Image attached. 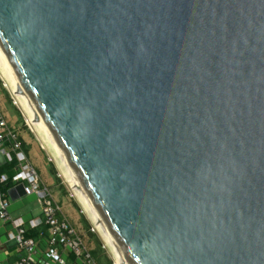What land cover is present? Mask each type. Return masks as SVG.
<instances>
[{"label":"water","instance_id":"1","mask_svg":"<svg viewBox=\"0 0 264 264\" xmlns=\"http://www.w3.org/2000/svg\"><path fill=\"white\" fill-rule=\"evenodd\" d=\"M0 52L127 264H264V0H0Z\"/></svg>","mask_w":264,"mask_h":264},{"label":"built area","instance_id":"2","mask_svg":"<svg viewBox=\"0 0 264 264\" xmlns=\"http://www.w3.org/2000/svg\"><path fill=\"white\" fill-rule=\"evenodd\" d=\"M0 153L6 161L16 162L15 173L0 174V223L9 226L8 240L15 245L11 264H97L81 232L61 211L50 187L45 185L36 166L23 149L19 133L9 125L0 106ZM10 182V186L4 187ZM22 187L25 195H34L41 217L28 226L10 212L11 198ZM45 229V232H43ZM39 230V237L28 236ZM39 238H45V246Z\"/></svg>","mask_w":264,"mask_h":264},{"label":"rangeland","instance_id":"3","mask_svg":"<svg viewBox=\"0 0 264 264\" xmlns=\"http://www.w3.org/2000/svg\"><path fill=\"white\" fill-rule=\"evenodd\" d=\"M0 106L4 113H10L9 121L15 125V130L23 132L27 138L25 141L28 146L30 161L36 166L42 180L50 186L47 179H53L58 189L59 195L63 196L62 204H69L72 208V215L77 218L74 222L76 228L84 236V240L89 247H95V241L99 240L101 244L102 261L104 264H115L114 258L104 242L101 235L96 230L94 224L85 212L82 204L74 194L73 189L67 182L63 169L58 164L53 152L44 143L43 136L31 125L28 115L22 105L19 103L11 87L0 72ZM8 119V118H7ZM54 185V184H53ZM52 187V186H51ZM54 187V186H53ZM90 231L93 236L88 235Z\"/></svg>","mask_w":264,"mask_h":264},{"label":"bare ground","instance_id":"4","mask_svg":"<svg viewBox=\"0 0 264 264\" xmlns=\"http://www.w3.org/2000/svg\"><path fill=\"white\" fill-rule=\"evenodd\" d=\"M0 72L6 79L7 83L12 89V92L14 93L15 97L19 101V103L22 105L24 110L26 111L29 121L31 125L43 136L44 143L46 146L51 149L53 152L56 160L58 161V164L61 166L64 172V176L71 186V188L74 191L75 196L79 200V202L82 204L85 212L88 214L89 218L91 219L92 223L94 224L96 230L103 238L104 242L108 246L115 264H127L122 255L120 254L117 246L109 236L106 228L100 221L97 213L93 209L92 205L88 201L86 195L84 194L82 188L79 186L78 182L76 181L75 176L73 175L68 163L66 162L65 158L60 153L58 147L55 145L52 137L49 135V133L46 130L45 125L41 121L40 117L38 116L37 112L33 108L31 102L29 101L28 97L23 92L20 84L18 83L15 75L13 74L12 70L8 66L5 58L3 57L2 53L0 52Z\"/></svg>","mask_w":264,"mask_h":264},{"label":"crops","instance_id":"5","mask_svg":"<svg viewBox=\"0 0 264 264\" xmlns=\"http://www.w3.org/2000/svg\"><path fill=\"white\" fill-rule=\"evenodd\" d=\"M3 114L5 115L6 119L8 118L7 121L9 125L15 129V125H13L12 123L10 124V121H9L10 119L8 117L9 116L8 114L10 113L7 114V113H4L3 111ZM18 133L25 143V141L27 140L25 134L20 131H18ZM25 147L27 148V155L29 157V153H28L29 149L26 143H25ZM6 162L7 161H6L5 156H3L0 153V167L3 166ZM14 173L13 171L4 172V174H8L12 176L14 175ZM47 182L50 184V186L46 184L45 182L44 184L50 187L52 195L54 199L56 200V202L58 203V205L60 206L62 213L68 219H70V221L73 224H75L74 222L77 221V218L72 215V208L71 206H69V204H65V203L62 204L61 199H63V196L59 195L55 181L50 178V179H47ZM16 190H17V194H13L11 198L10 212L14 218L21 219L26 224V226H28V223L31 220H38L41 217L40 209L38 206V201L34 195H25L22 187H17ZM8 231H9V226L6 224L0 223V264H11L15 259V256H14L15 245L13 242L8 240ZM39 241H40V245L44 247L45 238H39Z\"/></svg>","mask_w":264,"mask_h":264},{"label":"trees","instance_id":"6","mask_svg":"<svg viewBox=\"0 0 264 264\" xmlns=\"http://www.w3.org/2000/svg\"><path fill=\"white\" fill-rule=\"evenodd\" d=\"M20 136V135H19ZM20 139L22 140V145H23V149L27 154V148L25 147V143L23 141V139L20 136ZM15 166H16V162L13 159L12 161H7L3 166L0 167V174H4V172L7 171H15ZM9 179H11L12 175H8ZM10 186V182H8V184L4 187L5 189H7ZM43 232H45V229H43ZM90 231H87L88 235L90 234L91 236H93L91 233H89ZM28 236L34 237V238H38L39 237V230H32L28 232ZM84 237V236H83ZM88 245V244H87ZM89 246V245H88ZM92 255L96 261L97 264H104L102 261V252L100 251L101 249V244L99 240L95 241V247H90Z\"/></svg>","mask_w":264,"mask_h":264}]
</instances>
